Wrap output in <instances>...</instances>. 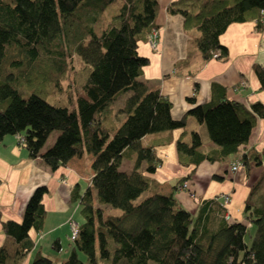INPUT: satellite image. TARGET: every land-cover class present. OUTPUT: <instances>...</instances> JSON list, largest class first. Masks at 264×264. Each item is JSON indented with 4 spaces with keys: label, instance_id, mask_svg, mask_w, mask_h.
<instances>
[{
    "label": "trees",
    "instance_id": "16d2710c",
    "mask_svg": "<svg viewBox=\"0 0 264 264\" xmlns=\"http://www.w3.org/2000/svg\"><path fill=\"white\" fill-rule=\"evenodd\" d=\"M262 9L264 0H174L168 6L184 17L186 32L199 31L195 43L204 60L218 50L217 58L227 57L220 37L231 23L256 19L262 29ZM158 11V0H0V140L15 136L30 157L54 171L84 153L92 156L90 185L81 196L77 189L73 193L83 222L61 264H264V186L258 192L255 184L246 200L248 226L229 222L225 206L213 200L195 216L173 192H156L158 183L145 174L161 160L155 145L143 144L142 138L184 127L188 115L206 124L217 147L200 153L201 137L193 132L191 144L177 142L182 163L239 153L238 161L247 165L252 156L257 162L264 157V150L240 152L257 118H264L263 103L247 107L221 98L196 104V88L188 98L193 107L177 119L170 99L141 79L149 58L139 53L138 43L158 27ZM100 16L98 34L94 23ZM72 55L83 67L64 87ZM255 72L264 90V67L257 64ZM127 91L131 95L116 111V99ZM54 131L59 134L43 151ZM131 152L135 163L127 172L121 165ZM152 185L153 192L139 200ZM46 192L44 185L33 191L21 221L4 220L0 211L6 234L0 264H22L34 247L30 230L44 227ZM29 264L54 262L38 253Z\"/></svg>",
    "mask_w": 264,
    "mask_h": 264
},
{
    "label": "crops",
    "instance_id": "0c3cea01",
    "mask_svg": "<svg viewBox=\"0 0 264 264\" xmlns=\"http://www.w3.org/2000/svg\"><path fill=\"white\" fill-rule=\"evenodd\" d=\"M172 1L158 0L159 11L155 20L159 30L157 49L151 47L149 35L138 43L139 53L149 58L141 79L150 87L159 88L170 99L172 116L178 119L193 107L188 98L194 95L196 88V104L221 98L242 102L247 107L257 101L264 104V90L255 72L257 64L264 67V27L258 29L256 19L231 23L220 37L227 47V57L204 60L195 43L199 31H185L184 17L168 11ZM103 19L100 16L94 23L98 34L101 33ZM130 95L131 92L127 91L118 96L114 105L116 111ZM193 132H198L201 137V145L197 147L200 153L206 155L217 147L208 135L206 124L192 115L186 117L184 127L144 136L142 143L154 144L155 153L161 160L154 172L145 174L158 183L156 192H173L181 205L195 216L206 200H213L225 206L229 222H247L249 226L244 207L254 185L264 178V157L257 162L252 156L247 165L242 164L237 170H233L232 166L238 162L239 153L223 160L212 161L203 157L197 163L194 159L184 164L178 154L177 142L182 139L191 144ZM50 137L43 151L54 143L55 140ZM241 148L240 152H247L248 155L262 154L264 118H257L247 144ZM130 156L127 169H123L126 158L121 165V169L127 172L133 169L135 163V153L131 152ZM91 161L92 156L84 153L54 171L45 166L40 158L30 157L15 136L7 135L0 140V211L3 219L21 221L33 191L38 186L47 187L43 196L46 209L44 227L40 232L30 230L35 244L22 264H29L38 253L52 258L54 264H61L67 259L69 249L64 251V247L72 243L70 220L74 219L79 224L83 222L79 196L74 199L73 193L77 189L81 196L90 185L93 175ZM183 177H187L188 188L178 185L174 189L173 185ZM153 190L152 185L148 194ZM5 241L6 234L0 222V246ZM55 241L59 245L55 246Z\"/></svg>",
    "mask_w": 264,
    "mask_h": 264
},
{
    "label": "rangeland",
    "instance_id": "374dc122",
    "mask_svg": "<svg viewBox=\"0 0 264 264\" xmlns=\"http://www.w3.org/2000/svg\"><path fill=\"white\" fill-rule=\"evenodd\" d=\"M118 3H116V5H117ZM98 26H99V24H98V22H97V24H96V27L98 28ZM83 67V63L80 61V58L77 56V55H72V66H71V70H70V74H69V77H68V79L66 80V81H64V87L66 86V84H69V83H71V79H72V77L74 76V74H75V72H77V70H80L81 68ZM24 95L26 96V95H28V92H27V90H24ZM119 100V99H118ZM117 104H118V102H117ZM71 107H72V105H71ZM125 118V116L123 117V119ZM123 119H122V121H123ZM121 123V122H120ZM59 134V131H54L53 133H52V135H51V137H50V139L51 140H55V138L57 137V135ZM128 159L129 158H126V160H125V165H124V167H123V169H127L126 167L129 165V163H128ZM263 186H264V178H261L260 179V181H258V186H257V191L259 192V191H261L262 189H263ZM148 195V192H145V193H143L141 196H140V198H139V200H142L144 197H146ZM110 211L111 212H113V213H116V214H120L121 213V211L119 210V209H116V208H110ZM248 239H249V236H247L246 237V241H248ZM73 244V242L72 243H69V244H67V247H64V251L68 248L69 249V253H70V251H71V248H72V245ZM63 251V252H64ZM150 264H153V262H151Z\"/></svg>",
    "mask_w": 264,
    "mask_h": 264
},
{
    "label": "built area",
    "instance_id": "2783aa9c",
    "mask_svg": "<svg viewBox=\"0 0 264 264\" xmlns=\"http://www.w3.org/2000/svg\"><path fill=\"white\" fill-rule=\"evenodd\" d=\"M261 16H262L261 20L264 22V9L261 10ZM148 41H149L152 48L157 49L158 44H159V30H158V28L154 27L152 29V31L149 33ZM220 54H221V51L218 50L213 54V56L216 57ZM241 165H242V163L240 161H238L236 164H234L232 166V168H233V170H237ZM181 188H183V189L188 188V181L187 180L182 184ZM226 200H228V199L226 198ZM70 227H71V231H72L71 238L73 239L78 234V222L75 221L74 219H71L70 220Z\"/></svg>",
    "mask_w": 264,
    "mask_h": 264
}]
</instances>
